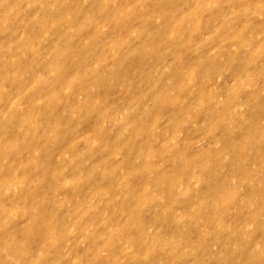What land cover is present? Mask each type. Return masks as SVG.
I'll return each instance as SVG.
<instances>
[{
    "label": "rangeland",
    "instance_id": "374dc122",
    "mask_svg": "<svg viewBox=\"0 0 264 264\" xmlns=\"http://www.w3.org/2000/svg\"><path fill=\"white\" fill-rule=\"evenodd\" d=\"M0 264H264V0H0Z\"/></svg>",
    "mask_w": 264,
    "mask_h": 264
},
{
    "label": "bare ground",
    "instance_id": "6f19581e",
    "mask_svg": "<svg viewBox=\"0 0 264 264\" xmlns=\"http://www.w3.org/2000/svg\"><path fill=\"white\" fill-rule=\"evenodd\" d=\"M60 27V26H59ZM58 28V27H57ZM58 29H60V28H58ZM61 30V29H60ZM60 30H59V32H60ZM173 181V180H172ZM174 182V181H173Z\"/></svg>",
    "mask_w": 264,
    "mask_h": 264
}]
</instances>
